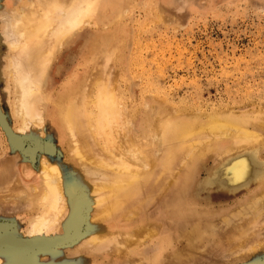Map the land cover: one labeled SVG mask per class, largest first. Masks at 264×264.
I'll return each mask as SVG.
<instances>
[{"label":"rangeland","instance_id":"374dc122","mask_svg":"<svg viewBox=\"0 0 264 264\" xmlns=\"http://www.w3.org/2000/svg\"><path fill=\"white\" fill-rule=\"evenodd\" d=\"M19 2L22 0H0V15L3 11L5 15L12 12ZM96 8L93 19L57 49L43 84L44 120L36 130L28 129L23 134L18 130L22 121L13 113H17L19 97L16 94L19 91L14 83L13 65L9 63L12 52L2 35V20L10 15L3 14L5 18H0V112L15 134V139L9 136L0 123V196L5 193L0 197V237L15 236L42 243L60 238L59 244L40 248L25 244L14 249L0 244L1 264H19L16 262L19 249L32 252L29 253L33 261L29 264H230L245 259L244 251L236 249L239 255L235 256L234 247L231 249L227 245L228 235L240 226L257 230L259 244L254 252L264 264V199L260 201L263 204L257 203L260 206H257L259 211L256 208L258 215L253 209L256 206H252L262 189L264 191V177L262 181L235 190L202 183L229 157L228 147L222 144V141L227 143L228 138L219 140L222 155L213 150L202 159L204 164L195 178L200 184L190 188L187 195H179V183L192 157L184 164L181 162L182 165L176 162L174 169L179 170L178 175L170 178L172 184L167 192L160 188L164 178L142 182L146 190L143 187L141 196L146 197L148 193L149 200L139 215L129 220L120 219V230L129 233L128 224L135 219L140 227L147 220L155 223L157 232L145 242L140 240V245L136 242L124 256L114 255L112 247L87 248L84 242L90 230L87 223L81 225L80 233L72 232L71 237L67 220L57 224L55 233L45 239L25 234L33 213L31 209L26 210L25 199L20 201L18 189H30L32 183L38 184L40 157L45 155L59 162L65 178L71 183L81 184L85 182L83 177L93 180L96 176L94 180H97L102 171H95L97 168L90 164L81 168L74 162V152L68 150L73 151V144L61 125L56 100L71 84L73 91H78L85 82L92 85L93 79L97 80L96 76L101 74L103 84L106 83L109 90L113 86L111 92L122 108V119L126 123L137 115L136 120L139 115L157 119L155 110L167 112L168 108L178 110L185 117L200 113L204 120L212 110L221 109L222 115H232L241 128L249 130H253L247 121L250 117L259 122L264 120V0H101ZM96 92L94 87L92 94ZM137 125L138 122L131 121L134 134L138 136L141 131ZM151 127L144 129L142 137L154 158L160 160L168 145L157 138ZM46 145L52 146V153L46 150ZM20 163L31 166V180L14 171ZM8 168L12 173L4 177L2 174ZM17 186L18 194L14 189ZM249 202L252 207L248 209ZM130 258L133 260L129 261Z\"/></svg>","mask_w":264,"mask_h":264},{"label":"bare ground","instance_id":"6f19581e","mask_svg":"<svg viewBox=\"0 0 264 264\" xmlns=\"http://www.w3.org/2000/svg\"><path fill=\"white\" fill-rule=\"evenodd\" d=\"M100 1L22 0L13 11L11 10L12 12L8 14L6 12L10 17H7L4 11L1 12L0 18H8H5L4 21L1 19L3 22L2 35L5 36V42H8L9 49L12 52V58L9 56V63H11V66L13 65L12 69L14 70L13 73H15V80L13 78L10 79L15 81L14 83L19 91L16 94L19 97L18 104L16 103L18 106L16 108V104L14 106L17 113L15 111L13 113L18 114L17 116L21 118L17 117L22 121L18 129L22 134L29 131L28 129L31 130L32 128L35 129V127L41 126L44 120L45 99L43 96V84L46 83L45 79L47 77L48 67L54 59L57 49L64 45V41L77 29H81L88 20L93 19V14L98 10L96 7ZM3 14L5 17H3ZM8 72L6 71L7 75ZM10 73L12 75L11 71ZM100 75L98 73L96 76L98 77L97 80L96 78L93 79L94 82L92 85L90 82L84 81L85 83H83L78 91H73L72 84L67 85L66 90L60 95H57L56 100L61 125L73 144L71 146L73 151L68 150L70 153L74 152V162L80 167H84L85 164H90V166L92 165L91 167L97 168L93 170H102L100 171V176L98 175L97 180H94L95 176L93 178L94 181L83 177L82 181L85 182L81 184L71 183L65 178L64 171L58 164L59 162L55 163L48 156L41 155L38 184L32 183L30 189L20 187L18 189L21 195H19V198L21 197L20 201L21 199H25L26 205L28 206L26 210L31 209L33 213L25 234L35 238L45 239L48 235L55 233L57 224L67 220V226L71 229V237L72 232L73 234L80 233L81 225L87 223L90 229L88 231L89 234L86 233L88 235L84 238L87 248L96 250L112 247L113 249H110L111 251L113 250L114 255L124 256L126 253H130L131 248L136 246V242L140 245V240L144 241L147 238L148 240L152 238L158 226L147 220V222H142L145 225L140 227V225L136 224L135 219H131L127 227L129 228V233H123L120 230V219L127 218L129 220V217L136 214L139 215L149 200L148 193L146 197L141 196L146 188L144 185L142 186V182L164 178L165 182L160 185V188L167 192L172 184L170 178L174 179L178 175L177 172L179 170L174 169L176 162H180L182 165V163L184 164L188 161L186 160L188 157H192V160L189 159L190 164L187 166L188 168L185 171L183 170V180L179 183L180 190L178 189L180 196L187 195L190 193V188H194V186L200 184L195 178L204 164L202 159L207 153L213 150H216L219 154L222 153V149H219L222 146L219 145V140L222 138H228L226 140L227 143L222 141V144L228 147L227 155L229 157L226 158V161L224 160L225 162L220 167L217 166L218 168L212 176L206 179V182L202 183L205 186L217 184L219 187L235 190L244 186L248 187L251 183H257L263 180L264 120L259 122L250 117L247 121L252 125L250 127L253 130H249L246 127L241 128V124L238 125L236 123L237 119L232 115H222L219 111L221 109L217 110L219 112L212 110V112L207 114L206 120H204L199 115L200 113H193L185 117L178 113V110L175 111L172 108V110L168 108L167 112H163L161 109L155 110L158 115L157 119H148L149 115L141 118L139 115V118L136 120L137 115L133 120L130 119L126 123L122 119V108L119 107L120 105L118 106L117 99L113 95L114 92H111V90L113 91V86L110 85L111 90H109L110 88L108 89L104 85L106 83L103 84ZM94 87L97 89L95 95L92 94ZM173 110L175 112H171ZM131 121L134 124L138 122L137 127L141 131V134L137 133L138 136L134 134L135 130L131 126ZM145 122L147 125L144 128L143 125ZM0 123H2L5 132L14 138L15 134L6 120H4L1 112ZM149 126H153L151 130L154 131L157 138H161L160 141L168 145L166 152L160 160L154 158L148 144L142 137L146 131L144 129H148L147 127ZM43 133L41 132V134ZM46 150L50 153L53 152L52 146L46 145ZM9 168L2 174L4 177L12 173V170ZM157 170L159 171L157 172ZM14 171L22 177L29 178L32 176L31 166L26 163H20L18 170L14 169ZM11 180L13 179L11 178ZM16 182H19V180L17 179ZM16 182L14 180V184ZM8 186L6 189H8ZM17 188L18 186L14 189L16 190ZM4 194H1L0 197ZM13 195L15 197L17 196L15 193ZM258 195L255 199L253 198L255 203L252 205L253 207L256 206L253 208L256 212L258 209L257 206H259L257 203H264L260 202L264 199L263 189ZM17 205L19 206V204ZM252 206L250 204L248 209ZM251 209L250 211H252ZM256 214L258 215V212ZM122 221L124 220L122 219ZM258 237L257 230L255 228L252 229L251 226H240L235 229L234 233H230L228 235L227 245L231 249L234 247L235 251L236 249L237 251L240 249L246 253V257L243 253L241 254L242 257L244 256V260L241 262L234 260L235 262L230 264H261L259 257H257L258 254L254 252L255 247L259 244ZM261 238L263 240V237ZM59 239L46 240L42 243L36 240H22L15 236L8 238L0 237V244H7L10 248L14 249L25 244L29 245L30 248H40L42 245H57L60 243ZM83 246L85 244H82ZM86 247L84 250H86ZM259 248L260 245L258 250ZM19 250L21 252L16 259L17 263L29 264L33 261V255L31 256L29 253L31 252L30 249H26L27 252H23L25 249ZM237 251L235 254L238 253L239 255ZM12 255L13 253H11ZM34 257L36 258V256ZM132 260L130 258L129 261ZM1 261L0 259V264ZM133 263L136 264L135 262Z\"/></svg>","mask_w":264,"mask_h":264}]
</instances>
